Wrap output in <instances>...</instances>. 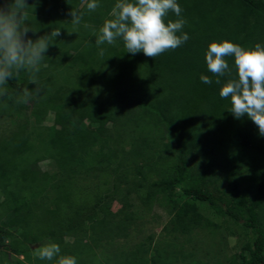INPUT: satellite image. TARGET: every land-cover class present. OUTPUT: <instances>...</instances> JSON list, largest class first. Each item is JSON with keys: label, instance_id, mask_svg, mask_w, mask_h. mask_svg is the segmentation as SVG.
<instances>
[{"label": "trees", "instance_id": "1", "mask_svg": "<svg viewBox=\"0 0 264 264\" xmlns=\"http://www.w3.org/2000/svg\"><path fill=\"white\" fill-rule=\"evenodd\" d=\"M26 2L31 39L61 35L40 66V95L18 102L35 88L21 72L0 98V121L18 119L0 139V264H56L36 255L49 243L77 264H264V136L229 111L219 95L227 77L216 84L205 60L213 41L264 46V0H177L190 38L155 59L127 53L122 40L98 55L115 0L91 13L85 0ZM72 9L85 12L76 29ZM134 198L167 209L159 238L142 234ZM205 210L254 234L225 263L196 255L202 231L219 227Z\"/></svg>", "mask_w": 264, "mask_h": 264}, {"label": "clouds", "instance_id": "2", "mask_svg": "<svg viewBox=\"0 0 264 264\" xmlns=\"http://www.w3.org/2000/svg\"><path fill=\"white\" fill-rule=\"evenodd\" d=\"M85 7L88 13L94 12L100 7L99 0H85ZM30 8L34 10L26 0L0 2V98L7 95L6 85L10 79L27 72L29 84H34L35 88L22 89L18 102L24 104L40 95V66L49 46L61 35V29L57 28L36 40L31 39L28 33L36 31L29 23ZM182 11L177 0H115L111 18L103 22L95 39L98 55L103 57L105 54L101 45H115L117 40L123 41L127 53L143 52L154 59L177 49L190 38L183 32L187 21L182 17ZM170 12L177 17L175 21L167 19ZM69 15L76 29L82 24L85 12L72 9ZM84 27L89 25L84 24ZM229 57L234 59L235 76L227 60ZM205 60L207 70L216 77V84H221V78L227 77L219 95L230 100L229 111L237 119L246 115L257 126L259 135L264 136V46L257 43L252 48H245L228 40L213 41L208 45ZM200 79L206 84L213 83L207 75ZM60 253L56 243L36 249L40 260L52 261L58 257L56 264H77L75 256Z\"/></svg>", "mask_w": 264, "mask_h": 264}, {"label": "rangeland", "instance_id": "3", "mask_svg": "<svg viewBox=\"0 0 264 264\" xmlns=\"http://www.w3.org/2000/svg\"><path fill=\"white\" fill-rule=\"evenodd\" d=\"M105 10H109V7L106 6ZM16 116L13 120H7L6 122L0 121V139L9 135V130L14 127V121H17ZM53 115L50 114L46 117L44 121L45 126L52 125ZM41 170H47L48 165L46 162H42L38 165ZM154 176L149 180L153 181ZM176 192L177 188L174 189ZM134 208L133 210H138V213L142 217V234L145 236L147 233L155 232V234L160 237L163 226L170 218V214L167 213V209L162 208L155 203L150 211H147L143 204L134 198L133 200ZM120 207L117 202L112 203V211H116ZM204 215L207 216L211 221H213L218 228L212 229L213 231L205 230L202 231V240L203 242H197V247L195 246L196 255L198 258L212 262L214 258L216 260L226 262L233 254L239 251L240 241H245V239L254 238V234L250 230L244 229L239 224L235 225L229 221L228 216H215L211 211H204ZM132 240V238H131ZM201 240V241H202ZM75 242L78 243L77 240ZM218 255V256H214ZM22 259V256L18 257Z\"/></svg>", "mask_w": 264, "mask_h": 264}]
</instances>
